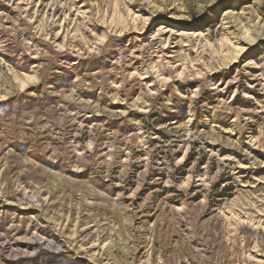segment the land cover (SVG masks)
Masks as SVG:
<instances>
[{
	"label": "rangeland",
	"instance_id": "374dc122",
	"mask_svg": "<svg viewBox=\"0 0 264 264\" xmlns=\"http://www.w3.org/2000/svg\"><path fill=\"white\" fill-rule=\"evenodd\" d=\"M0 264H264V0H0Z\"/></svg>",
	"mask_w": 264,
	"mask_h": 264
},
{
	"label": "bare ground",
	"instance_id": "6f19581e",
	"mask_svg": "<svg viewBox=\"0 0 264 264\" xmlns=\"http://www.w3.org/2000/svg\"><path fill=\"white\" fill-rule=\"evenodd\" d=\"M257 33V32H256ZM248 36V35H247ZM252 36V35H251ZM244 37L245 39L244 40H246V43L248 42L249 44H251L252 42H255V41H257V39L259 38V34H257V35H254L253 37ZM245 50V47L244 46H242L241 48H239L238 49V52H237V54H235V56H237L239 53H242L243 51ZM236 58V57H235ZM29 81H31V78H29V77H27V76H25V77H23L22 79L20 78V79H18L17 78V82H18V84H20V86L22 87V88H24L26 85H27V83L29 82ZM33 81V80H32ZM31 81V82H32ZM30 82V83H31ZM28 85H29V83H28ZM260 261V260H259Z\"/></svg>",
	"mask_w": 264,
	"mask_h": 264
}]
</instances>
